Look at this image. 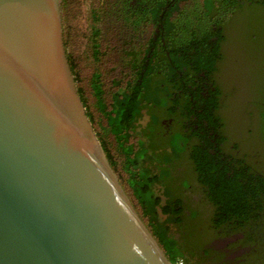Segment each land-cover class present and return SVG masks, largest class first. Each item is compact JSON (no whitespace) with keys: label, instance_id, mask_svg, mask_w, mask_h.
<instances>
[{"label":"trees","instance_id":"1","mask_svg":"<svg viewBox=\"0 0 264 264\" xmlns=\"http://www.w3.org/2000/svg\"><path fill=\"white\" fill-rule=\"evenodd\" d=\"M132 1L89 0L88 26L83 28L84 0H63L67 56L87 114L125 192L169 261L192 264L186 255H198L206 242L201 245L193 232L202 213L199 208L186 212L191 200L186 189L202 184L215 213L213 229L230 222L232 231H238L262 214L264 226V100L253 103L261 117V143L255 151L242 148L230 142L237 136L228 132L222 114L226 98L215 81L227 39L225 25L244 5L264 6V0ZM207 77L212 84L203 82ZM181 106L195 122L191 127L197 124L198 129L192 136L187 131L175 134L174 153L165 154L158 150L164 142L156 134L145 135L147 126L140 122L146 109L158 124L162 116L178 114ZM206 128L212 131L201 134ZM194 137L197 142L186 149L181 139ZM174 157L178 165H173ZM171 225L183 229L182 236Z\"/></svg>","mask_w":264,"mask_h":264},{"label":"water","instance_id":"2","mask_svg":"<svg viewBox=\"0 0 264 264\" xmlns=\"http://www.w3.org/2000/svg\"><path fill=\"white\" fill-rule=\"evenodd\" d=\"M63 0H0V264H172L112 168Z\"/></svg>","mask_w":264,"mask_h":264},{"label":"rangeland","instance_id":"3","mask_svg":"<svg viewBox=\"0 0 264 264\" xmlns=\"http://www.w3.org/2000/svg\"><path fill=\"white\" fill-rule=\"evenodd\" d=\"M89 4V0H84L82 5L80 25L83 28L88 26ZM249 4L244 5V9L225 25L227 39L222 45L223 59L219 63L215 81L222 87L223 96L226 98L222 114L226 116L228 132L240 137L238 143L242 148L255 151V147L261 143L258 123L261 117L253 103L264 100V6ZM148 117L141 119L142 126L146 125ZM169 117L171 116H162ZM174 170L181 172L183 168L175 166ZM185 195L191 199L185 208L186 212L193 208L201 209L202 214L195 220L197 230L193 232L202 245L214 237L211 231L214 234L219 231V228L213 229V206L208 203L200 188L189 189ZM221 236H224L223 233L219 235Z\"/></svg>","mask_w":264,"mask_h":264},{"label":"flooded vegetation","instance_id":"4","mask_svg":"<svg viewBox=\"0 0 264 264\" xmlns=\"http://www.w3.org/2000/svg\"><path fill=\"white\" fill-rule=\"evenodd\" d=\"M131 3L132 4L136 3V0H133ZM143 9H145V7ZM207 30L208 29H206V31ZM156 31H158V27L156 28ZM206 31L203 34H205V36H208V32ZM154 37L156 38V35H154ZM163 44L167 46L166 38H163ZM178 70L179 73L182 72V68H178ZM207 79L208 77L205 80H203V82L207 83L208 85L212 84V82L209 81L207 82ZM201 94L203 95V91H201ZM204 98L206 100L208 99L207 96H204ZM192 108H194L193 105ZM148 110L149 109L145 110V112H147L146 117H148V115L149 117H148V121L146 122L147 130L144 131V134L145 135L156 134L157 138L161 139L164 142L163 145L161 144V148H160L161 150L160 149L158 150L161 152H165V154L166 153L168 154V152L170 153L172 152V147H173L172 140L175 134L181 133L182 135H185V132L187 131V133H189V135L191 134L190 136H192L193 131L194 130L197 131L198 129L197 124H195L194 128L191 127L192 125H194L195 122L191 118H189L190 119L189 120L185 117L182 106L179 107L178 114L170 115L171 117L169 118H160V122L158 124H154L152 122L150 117L151 113H149ZM177 116L178 119L176 118ZM210 131L212 130L207 129L206 131L201 130L200 132L202 134L204 132L208 133ZM198 141H200V139ZM216 141H217L216 138H214L213 142L215 145H217ZM231 141L238 142L240 141V137H237L236 139ZM196 142L197 140L195 137L194 139H190L189 141H185L181 139L182 145L184 144L188 145L185 146L186 149L188 148V150ZM184 155L186 154L183 153V155H181L180 157ZM186 157L187 155L184 158ZM174 161H176L177 163H175ZM182 161L184 162L187 161V158ZM172 162H174L177 165L179 164L178 160L175 157ZM201 185L202 184L198 183L196 188H201L203 190ZM184 201H186L187 203V200ZM262 219H263V214L260 215L257 220H253L252 222L247 224L245 228L243 229L241 228L238 231H232V228L230 227L231 225L230 222L225 224L224 227L219 228L218 229L219 231L215 233L217 234V236L213 232H211L212 237L213 236L214 237L209 238V242L205 243V248L204 250H202V252H199L198 255H186L187 258L190 260L192 264H263L264 263V226L260 224V221ZM178 230H181L182 232L183 229H181L178 226L171 227V231L173 233H176L177 237H180L182 236L183 232L179 234ZM222 233L224 236L219 237V235Z\"/></svg>","mask_w":264,"mask_h":264},{"label":"built area","instance_id":"5","mask_svg":"<svg viewBox=\"0 0 264 264\" xmlns=\"http://www.w3.org/2000/svg\"><path fill=\"white\" fill-rule=\"evenodd\" d=\"M178 264H186L182 259L179 260Z\"/></svg>","mask_w":264,"mask_h":264}]
</instances>
